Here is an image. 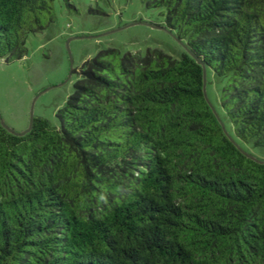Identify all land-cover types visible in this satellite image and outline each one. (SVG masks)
<instances>
[{"label": "trees", "instance_id": "16d2710c", "mask_svg": "<svg viewBox=\"0 0 264 264\" xmlns=\"http://www.w3.org/2000/svg\"><path fill=\"white\" fill-rule=\"evenodd\" d=\"M57 1L0 0V59ZM146 6L179 58L100 49L56 124L0 123V264H264V0Z\"/></svg>", "mask_w": 264, "mask_h": 264}, {"label": "rangeland", "instance_id": "374dc122", "mask_svg": "<svg viewBox=\"0 0 264 264\" xmlns=\"http://www.w3.org/2000/svg\"><path fill=\"white\" fill-rule=\"evenodd\" d=\"M71 3L69 7L65 1H57V21L27 39L28 55L24 59H0V114L17 132L29 126L33 105L35 117L56 124V114L73 93L82 64L100 49L115 47L144 54L147 48H157L176 58L185 50L184 42L165 28L161 11L147 8L146 0ZM72 36L87 38L71 41L70 57L67 41ZM209 88L214 97L216 87Z\"/></svg>", "mask_w": 264, "mask_h": 264}, {"label": "water", "instance_id": "95a60500", "mask_svg": "<svg viewBox=\"0 0 264 264\" xmlns=\"http://www.w3.org/2000/svg\"><path fill=\"white\" fill-rule=\"evenodd\" d=\"M134 24H136V23H134ZM151 26H152V25H151ZM153 27H155V28H161V29L164 28V27H160V26H153ZM90 37H96V36H90ZM82 38H87V37H86V36H72V37L69 38V40L67 41V48H68V51H69L70 57H71V49H70V43H71V41H73V40H75V39H82ZM184 47H185V45H184ZM185 48H186V47H185ZM196 60H197V62H198L199 64H201L202 66H204V63H203L202 61H200L198 58H196ZM71 62H72V58H71ZM71 73H72V71H71ZM206 79H207V77H206V69H205V67H204V93H205L206 100H207L208 103L212 106L211 102H210L209 99H208L207 92H206ZM212 108H213V111H214V113L216 114L218 120L221 122L224 131L226 132L225 126H224V124L222 123V121H221V119H220L218 113L216 112V110H215V108H214L213 106H212ZM34 119H35V115H34V105H33V106H32V110H31V120H30L29 126H28L27 129H25L24 131H22V132H17V131H15V130H13L12 128L8 127V126L5 124V122L3 121L2 117H1V114H0V123H1V125H2L5 129H7L10 133H12V134H14V135H16V136H23V135H25L26 133H28V132L32 129V126H33V123H34ZM226 133H227V132H226ZM243 152H244V151H243ZM244 154H245L247 157H249V158H251V159H253V160H257L254 156H252V155H250V154H248V153H246V152H244Z\"/></svg>", "mask_w": 264, "mask_h": 264}]
</instances>
